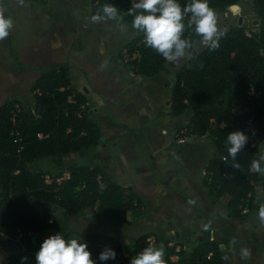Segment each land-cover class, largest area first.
<instances>
[{
	"label": "trees",
	"instance_id": "trees-1",
	"mask_svg": "<svg viewBox=\"0 0 264 264\" xmlns=\"http://www.w3.org/2000/svg\"><path fill=\"white\" fill-rule=\"evenodd\" d=\"M24 1L48 5L52 0ZM245 1L208 3L222 15ZM177 2L183 8L191 0ZM105 3L117 6L120 17L132 22L133 17L127 14L132 0H90L91 15ZM251 10L257 20L255 27L239 21L227 25L218 49L205 47L180 66L169 104L173 118L190 115L187 135L211 139L214 155L206 166L205 186L211 198L239 219L259 209L254 201L259 183H264V174L250 170L252 161L264 155V0H251ZM248 31L251 37L247 36ZM184 35L187 37L190 32ZM191 38L195 47L199 38L194 33ZM125 50L128 57L137 54L126 63L136 75L154 78L170 73L171 62L146 45L143 33L131 40ZM125 55L123 51L119 53L122 62ZM31 92L33 104L9 99L0 106V246L13 251L2 264H36L35 254L50 229L66 241L77 239L87 243L96 264H116L119 256L123 258L119 264H130L149 246L163 247L165 264H225L227 249L224 253L220 246L232 241L227 235L220 242L203 240L177 254L170 246L171 239L148 233L139 237L125 254L117 239L68 229L67 221L60 215L63 212L70 217L90 212L101 222L122 226L127 222V214L139 209L142 201L133 194L126 195L124 188L114 183L100 165H80L71 159L73 154H86L98 147L102 133L86 95L73 87L68 67L43 69L33 81ZM18 109L20 143L12 135V119ZM235 131H243L249 140L234 161L228 153L231 145L227 137ZM39 134L46 137L39 139ZM254 138L258 143L252 146ZM234 163L240 167L233 168ZM65 173L69 178L59 184L57 180ZM46 176L52 181L47 182ZM18 231L25 249L15 241ZM101 245L114 250L116 258L101 261ZM175 256L179 260L174 262Z\"/></svg>",
	"mask_w": 264,
	"mask_h": 264
},
{
	"label": "crops",
	"instance_id": "crops-1",
	"mask_svg": "<svg viewBox=\"0 0 264 264\" xmlns=\"http://www.w3.org/2000/svg\"><path fill=\"white\" fill-rule=\"evenodd\" d=\"M0 5L5 8V17L13 20L9 36L0 40L1 88L14 90L11 99L33 104L31 86L42 70L68 67L73 87L86 95L104 139L92 151L73 154L71 159L80 165H100L126 195L142 201L139 209L127 214L124 225H116L119 229L135 224L141 236H165L172 240L170 246L179 242L187 250L203 240L220 242L227 235L232 241L220 246L224 253L227 249L225 264H264V222L259 217L264 183H259L254 201L259 209L245 219L234 218L209 196L204 183L206 166L214 155L211 139L187 135L185 144L177 141L191 119L189 114L173 118L169 109L180 65L175 72L154 78L136 75L120 60L119 53L127 54L126 45L141 33L122 18L120 22L92 24L88 19L90 0H52L48 5L0 0ZM121 22L129 25L126 37L122 36ZM25 89L27 93L22 94ZM60 215L68 229L79 233L107 236L104 230L114 225L97 220L90 212ZM72 217H82L83 223L74 228ZM51 235H55L53 229L42 241ZM121 235L116 238L121 244L132 245ZM243 250L249 255L243 256ZM12 254V249L0 246V264Z\"/></svg>",
	"mask_w": 264,
	"mask_h": 264
},
{
	"label": "clouds",
	"instance_id": "clouds-1",
	"mask_svg": "<svg viewBox=\"0 0 264 264\" xmlns=\"http://www.w3.org/2000/svg\"><path fill=\"white\" fill-rule=\"evenodd\" d=\"M127 14L133 17L131 28L143 33L145 43L154 49L166 61L179 63L191 58L189 49L194 48L191 33L199 38L200 47L216 50L225 31L219 27L218 14L209 6L208 0H191L183 8L177 0H132ZM92 24L114 21L120 22L119 9L112 3L103 4L89 18ZM13 27V20L5 17V8L0 5V40L6 39ZM121 31H127L129 25L119 23ZM190 35L185 37V32ZM249 140L243 131L228 134L229 155L236 160L237 155L245 148ZM264 155L251 163V171L264 174ZM233 168H239L234 163ZM259 217L264 222V204L260 206ZM248 256L247 250L242 251ZM163 247L149 246L131 259L130 264H165ZM116 253L108 248L101 252L99 259L107 261L115 259ZM26 259V258H25ZM36 264H95L88 250L87 243H79L77 239L66 241L60 234L46 238L39 251L35 254Z\"/></svg>",
	"mask_w": 264,
	"mask_h": 264
},
{
	"label": "rangeland",
	"instance_id": "rangeland-1",
	"mask_svg": "<svg viewBox=\"0 0 264 264\" xmlns=\"http://www.w3.org/2000/svg\"><path fill=\"white\" fill-rule=\"evenodd\" d=\"M240 19L242 20L241 24H243L245 26L253 27L252 24H254V27L256 26L257 20H256V16L253 15L252 10H251V0H246L245 2H243L239 6V8L236 10L229 11V12L222 14V15L218 14V23H219V27L222 30H223V28H225L229 24H236L237 21H239ZM122 32H123L122 36L127 35L126 31H122ZM124 37H126V36H124ZM126 41H130V40L127 39ZM204 48L205 47H200L199 43H197L194 47V50L198 53L199 51H201ZM188 59H190V58L184 59V60L180 61L179 63H174L175 65L172 67L170 66L168 68V70L171 72H175L176 67L178 65L181 66ZM21 93L22 94L27 93L26 89L21 90ZM13 94H14V90L4 89V88H1V86H0V106L3 103L7 102L9 99H11L13 97ZM182 122H183V119H182ZM184 129H182V130H184ZM63 214H65V213L63 212ZM72 218H73L72 222H73L74 228H76L77 224L83 223V221L81 220L82 217H77V219L75 217H72ZM233 223H235V222L233 221ZM237 223L239 224V222H237ZM107 228L108 229L104 228V229H106V230H104V232L102 231L104 233V235L111 236V238L116 239L117 236L122 234L123 236L128 237L129 238L128 240H130L132 244L142 235L140 233V227L136 226L135 224H127L123 229H119L118 226H116V225H110ZM89 229H91V228L89 227ZM232 229L234 231H238L237 228L234 226ZM92 231H95V230H92ZM96 233H98V230H96ZM205 234H206V232L203 233L202 236H204ZM122 245L124 246L125 251L126 250L129 251L132 247V245H130V246H125L124 244H122ZM228 263L230 264V262H228Z\"/></svg>",
	"mask_w": 264,
	"mask_h": 264
},
{
	"label": "built area",
	"instance_id": "built-area-1",
	"mask_svg": "<svg viewBox=\"0 0 264 264\" xmlns=\"http://www.w3.org/2000/svg\"><path fill=\"white\" fill-rule=\"evenodd\" d=\"M247 36L251 37L252 34L248 31L247 32ZM262 54H264V51H262ZM136 56H137V54H134L132 58H135ZM132 58L128 57L127 55H125V63H128ZM19 112H20V109H18L16 112H14L13 119H12V121H13L12 135L14 136L16 143L22 142V138H21V120L18 118V113ZM45 137L46 136H43L42 134L38 135L39 139H43ZM187 140H188V137H187L186 131H182V132H180V134H178L177 141L180 144H185L187 142ZM257 143H258V139L254 138L253 141H252V146H255ZM45 178H46L47 182H51L52 181L50 179V177H48V176H46ZM68 178H69V174L65 173L63 178L58 179L57 182L60 184L62 182V180L68 179ZM246 212H247V210L245 209L244 213H246ZM2 236L7 238V236H5V235H2ZM21 238H22V233L20 231H18V237L15 239V241L18 242L23 249H25L24 246L22 245V239ZM171 246L175 248V252L177 254L182 253V252L187 250L186 246H184V245L171 244ZM108 248H109V246L102 245L101 246V251H105ZM119 262H120V256H119V261L116 264H119Z\"/></svg>",
	"mask_w": 264,
	"mask_h": 264
},
{
	"label": "water",
	"instance_id": "water-1",
	"mask_svg": "<svg viewBox=\"0 0 264 264\" xmlns=\"http://www.w3.org/2000/svg\"><path fill=\"white\" fill-rule=\"evenodd\" d=\"M236 9H238V7H233V10H236ZM241 19L239 20V23L241 24ZM189 52L191 53V56L192 57H195L196 55H197V52L194 50V48H192V49H189ZM175 64L173 63V62H171V66H174ZM177 70L179 71L180 70V66L179 67H177ZM177 77V74H176V76H175V78ZM222 103V102H221ZM104 141V139L103 138H101V140H100V142H103ZM56 210H57V208H54V212H56Z\"/></svg>",
	"mask_w": 264,
	"mask_h": 264
},
{
	"label": "flooded vegetation",
	"instance_id": "flooded-vegetation-1",
	"mask_svg": "<svg viewBox=\"0 0 264 264\" xmlns=\"http://www.w3.org/2000/svg\"><path fill=\"white\" fill-rule=\"evenodd\" d=\"M224 29V28H223Z\"/></svg>",
	"mask_w": 264,
	"mask_h": 264
}]
</instances>
